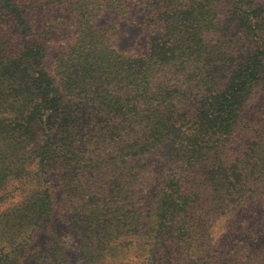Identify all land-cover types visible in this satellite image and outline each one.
Here are the masks:
<instances>
[{"label": "trees", "instance_id": "1", "mask_svg": "<svg viewBox=\"0 0 264 264\" xmlns=\"http://www.w3.org/2000/svg\"><path fill=\"white\" fill-rule=\"evenodd\" d=\"M216 3L0 0V264H69L73 245L55 223L61 216L79 237L80 256L92 264L113 258L111 243L123 235L124 211L134 202V189H124L149 176L137 163L165 143L184 164L160 186L150 227L139 216V231L154 232L156 250L145 264H166L168 246L192 240L205 222L195 217V179L210 176L213 195L225 183L242 191L264 179L260 138L234 160L222 154L264 87V5L241 11L245 35L233 39ZM43 4L77 23L52 73L35 35L48 31L46 21L35 23ZM111 12L151 28L144 52L118 47L114 20L99 24Z\"/></svg>", "mask_w": 264, "mask_h": 264}, {"label": "rangeland", "instance_id": "2", "mask_svg": "<svg viewBox=\"0 0 264 264\" xmlns=\"http://www.w3.org/2000/svg\"><path fill=\"white\" fill-rule=\"evenodd\" d=\"M263 5L264 0H217V17L222 24L223 32L233 39L242 38L245 29L241 11ZM112 20L115 21L113 30L115 42L120 49L128 52L146 50L151 28L144 20L137 16L135 18L128 16L124 23L123 18L116 19V15L111 12L104 14L97 21L99 24H109ZM2 21L0 11V23ZM40 21L47 22L44 26L49 32L41 34L38 30L35 35L41 37L45 43L47 51L45 65L52 73L55 55L65 50L72 41L77 23L73 15L66 10L45 4L40 6V14L36 15L35 23ZM216 35L218 32L209 33L206 40L214 39ZM259 138L264 143V87L256 90L236 132L226 140L222 154L227 160H234L247 151L246 147L249 144ZM178 158L175 155V146L165 143L155 153L145 155L137 163L139 168L137 166L136 171L146 170L149 176H145L146 181L138 180L134 186L128 185V190L124 189L127 193H131L133 189L135 192L132 207L124 211L126 225L122 230L123 235L111 243L113 258L107 256L97 264H145L148 260L152 262V255L156 250L155 247L152 248L154 242L151 241L154 232H145L143 228L139 231L143 227L139 222V216L143 215V219L149 221V227L154 222L160 186L184 164ZM209 179L210 176H203L193 181V189L200 192L195 217L201 214L205 222L197 224L198 229L192 240L176 239L168 246L166 264H264V179L243 186L242 191H237V188L225 183L215 187L218 193L216 195L212 194L214 189ZM203 198L205 205L202 204ZM125 202L129 203V199ZM130 209H140V212L133 214ZM55 223L57 233H62L68 244L73 245V249H69L72 253L69 264H92L74 248L79 243V237L69 221L61 216ZM45 235L42 233L41 238ZM169 236L168 229L162 230L158 244L165 247L167 244L164 240ZM141 246L145 247L144 252Z\"/></svg>", "mask_w": 264, "mask_h": 264}]
</instances>
